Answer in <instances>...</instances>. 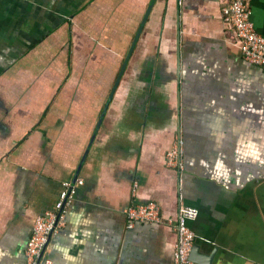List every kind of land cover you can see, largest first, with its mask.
Returning a JSON list of instances; mask_svg holds the SVG:
<instances>
[{
    "label": "crops",
    "instance_id": "crops-1",
    "mask_svg": "<svg viewBox=\"0 0 264 264\" xmlns=\"http://www.w3.org/2000/svg\"><path fill=\"white\" fill-rule=\"evenodd\" d=\"M226 2L0 0V264H24L36 218L78 180L51 264H171L172 226L126 228L149 201L197 210L193 264H264V69ZM249 8L264 34V0Z\"/></svg>",
    "mask_w": 264,
    "mask_h": 264
},
{
    "label": "built area",
    "instance_id": "built-area-1",
    "mask_svg": "<svg viewBox=\"0 0 264 264\" xmlns=\"http://www.w3.org/2000/svg\"><path fill=\"white\" fill-rule=\"evenodd\" d=\"M250 0H227L221 8L222 21L229 25L234 33L236 44L242 56L248 62L264 69V34L254 28L250 18ZM165 164L173 169L182 168L181 141L176 139L164 155ZM75 183L62 182L60 197L54 208L38 216L32 226L30 237L24 249V264H51L47 256L50 240L56 236L64 225L67 206L76 194ZM135 184L131 188V194ZM125 225L131 229L137 223H165L172 226L175 242L172 250L171 264H193L190 252L196 234L188 222L197 216V210L189 206H178L173 216L162 218L160 207L152 201L131 204L125 209Z\"/></svg>",
    "mask_w": 264,
    "mask_h": 264
},
{
    "label": "water",
    "instance_id": "water-1",
    "mask_svg": "<svg viewBox=\"0 0 264 264\" xmlns=\"http://www.w3.org/2000/svg\"><path fill=\"white\" fill-rule=\"evenodd\" d=\"M143 17H144V16H143ZM142 22H143V20L141 21V24H142ZM140 28H141V25L139 26V28H138V30H137V32H136V35H135V37L133 38L132 44H134V42H135V40H136V38H137V36H138V34H139ZM121 69H122V68H121ZM113 86H114V85H113ZM114 88H115V87L112 88L111 92L114 91ZM111 94H112V93H111ZM197 249H198V245L193 244L192 249H191V252H190V260H191L193 263L197 262L198 259H200V257H201L200 255H198V253H197ZM204 263H205V264H210L211 261H210V259H205V260H204Z\"/></svg>",
    "mask_w": 264,
    "mask_h": 264
}]
</instances>
